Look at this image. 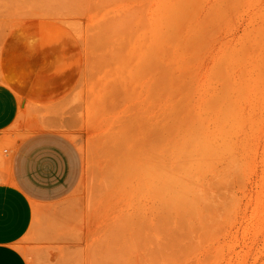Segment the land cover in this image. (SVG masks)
Listing matches in <instances>:
<instances>
[{"label": "rangeland", "instance_id": "374dc122", "mask_svg": "<svg viewBox=\"0 0 264 264\" xmlns=\"http://www.w3.org/2000/svg\"><path fill=\"white\" fill-rule=\"evenodd\" d=\"M0 81L84 160L28 264H264V0H0Z\"/></svg>", "mask_w": 264, "mask_h": 264}, {"label": "crops", "instance_id": "0c3cea01", "mask_svg": "<svg viewBox=\"0 0 264 264\" xmlns=\"http://www.w3.org/2000/svg\"><path fill=\"white\" fill-rule=\"evenodd\" d=\"M19 108L14 89L0 81V264H28L18 242L35 212L68 196L84 169L77 143L65 133L20 134Z\"/></svg>", "mask_w": 264, "mask_h": 264}, {"label": "bare ground", "instance_id": "6f19581e", "mask_svg": "<svg viewBox=\"0 0 264 264\" xmlns=\"http://www.w3.org/2000/svg\"><path fill=\"white\" fill-rule=\"evenodd\" d=\"M80 4V3H79ZM81 5V4H80ZM79 5V6H80ZM79 6H77V7H79ZM36 8V7H35ZM38 8V7H37ZM33 9V8H32ZM76 10V9H75ZM34 11V10H33ZM32 11V12H33ZM40 11V10H39ZM39 11L38 12H36V13H39ZM53 11V10H52ZM77 11V10H76ZM75 11V12H76ZM80 10H78V12H79ZM30 12H31V10H30ZM44 13H45V11H43ZM49 12H51V11H49ZM53 12H55V11H53ZM52 12V13H53ZM81 12V11H80ZM27 13V12H26ZM46 13H48V12H46ZM72 13V12H71ZM40 14H42V13H40ZM49 14V13H48ZM31 16V15H30ZM28 17H29V15H28ZM33 17V16H32ZM35 17V16H34ZM43 17V16H42ZM46 17V16H45ZM72 17V16H71ZM54 18V17H53ZM42 19V18H41ZM107 19V18H106ZM140 143V142H139ZM135 144H137L136 143V141H135ZM148 144V143H147ZM138 146V145H137ZM135 170H136V172L138 173V174H140L141 175V177H143V176H145V175H147L146 177H149V175H148V165L146 164V162H145V160H143V159H141V161L139 162V164L136 166V168H135ZM150 174V173H149ZM140 177V176H139Z\"/></svg>", "mask_w": 264, "mask_h": 264}]
</instances>
